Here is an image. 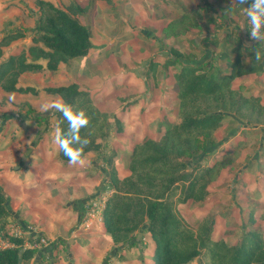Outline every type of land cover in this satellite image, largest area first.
<instances>
[{"label":"crops","instance_id":"crops-1","mask_svg":"<svg viewBox=\"0 0 264 264\" xmlns=\"http://www.w3.org/2000/svg\"><path fill=\"white\" fill-rule=\"evenodd\" d=\"M49 1L57 7L64 6V0ZM89 1L92 0H75L82 8L79 21L88 28L91 36V49L87 56L62 63L53 72L33 70L21 74L17 86L33 88L37 91L35 94L5 92L0 88V187L7 198L10 215L8 230L10 234L23 239L24 248L37 238H44L48 242L47 246L36 249L33 259L23 260L19 264H101L105 253L101 248H106L102 243L106 240L103 235L104 216L102 213L101 220L100 207L103 210L110 196L109 193L106 198L105 191L101 192L108 178L107 172L95 156L85 158L86 164L83 166H65L60 163L59 145L54 139L57 128L52 116L56 110H41L42 104L59 98L40 89L75 84L97 101L95 105L99 111L102 100L100 92L103 90L107 93L103 96L112 95L115 91L126 92L128 96L119 95L116 98L119 102L126 101V97L133 98L129 106L142 103L145 98L147 106L136 116H139L140 124L146 126L148 115L156 111L148 127L152 128L153 123L157 122L161 126L160 129L156 128V132L160 133L164 129L163 125L171 121L164 111L169 107L167 95L175 104V94L171 67L164 69L157 77L153 69L165 63L168 49H174L181 55H191L198 62L216 60L222 55L232 59L239 53L246 69L252 67L250 56H255L257 50L261 56L264 55V41L254 47L250 45L253 41L247 35L246 40L243 37L246 27L244 31L241 25L249 6L248 1L246 4L234 3L233 0ZM1 7L2 4L0 31L2 24L8 21V11L12 15L21 13L15 8L1 12ZM86 18L90 23L95 22L96 28L98 26L97 35L95 33L98 44L93 42L94 33L84 22ZM176 20H180L177 26L171 23ZM17 29L25 31L24 28ZM24 34L22 39L3 49L5 59L15 55V49L20 51L32 45L30 32ZM3 36L1 34L0 38ZM93 49L100 50L97 56L96 52L92 54ZM94 57H97V62L92 61ZM38 63L44 65L43 61ZM104 65L106 69L103 70ZM100 67L103 70L101 74ZM259 68L261 72L240 77L235 84H244L245 93L260 97L264 103V63ZM156 92L160 94L158 100L155 99ZM155 100L158 108L154 106ZM29 108L32 113L26 115ZM122 109L123 112L131 111L128 107ZM159 112L165 114L160 115ZM36 115L45 118L41 126L31 119ZM130 119L127 115L122 120L124 128L127 129ZM146 130L145 133L149 134L148 128ZM146 134L137 139V136L130 137L127 132L123 135L110 133L107 144L119 152V159H127L124 172L127 171L130 145L141 142ZM122 144L127 146L126 150L121 147ZM117 164V173L121 175ZM92 202L98 204V215L89 220L87 225H82Z\"/></svg>","mask_w":264,"mask_h":264},{"label":"trees","instance_id":"trees-1","mask_svg":"<svg viewBox=\"0 0 264 264\" xmlns=\"http://www.w3.org/2000/svg\"><path fill=\"white\" fill-rule=\"evenodd\" d=\"M247 1L250 5L251 0ZM34 4L37 10L32 15L36 16L32 45L5 59L3 49L22 39L25 31L8 30L0 38V88L5 92L35 94L33 88L17 86L21 74L33 70L56 71L60 64L85 57L91 49L90 32L79 21L82 8L78 4L63 8L49 0H35ZM179 21L171 23L177 26ZM238 54L232 59L222 55L216 60L198 62L191 55L168 49L165 63L153 69V73L157 77L171 67L178 120L159 136L144 138L133 145L124 178H120L111 161L100 155L112 131L110 115L100 112L90 94L75 84L43 90L62 98L73 110L83 109L90 118L89 126L80 133L90 141L84 149V158L95 156L110 167L108 178L113 192L106 199L102 213L104 237L117 251L137 249L135 239L141 233L140 249L147 248L142 243L146 237L151 243V264H192L196 259L199 264H264V236L261 227L255 224L264 221V210L255 203L246 211L248 217L235 242L212 237L215 223L212 214L203 216L194 224L195 228L184 225L175 215L177 202L197 203L202 207L210 193L208 187L220 169L227 164L225 167L230 169L236 167L250 136L264 137V103L260 97L245 93L244 84H235L240 77L261 72L264 55L259 61L256 56H250L253 65L246 69ZM150 68L152 72V65ZM31 113L29 108L26 115ZM52 116L57 131H66L68 124L63 115L54 111ZM31 119L38 126L45 120L39 115ZM225 122H238L246 127L243 130L246 138L239 137L230 151L212 156L215 132ZM58 160L62 165H71L60 149ZM6 204L7 198L0 187V235L10 245L0 249V264H19L33 259L37 251L23 249V239L10 234Z\"/></svg>","mask_w":264,"mask_h":264},{"label":"rangeland","instance_id":"rangeland-1","mask_svg":"<svg viewBox=\"0 0 264 264\" xmlns=\"http://www.w3.org/2000/svg\"><path fill=\"white\" fill-rule=\"evenodd\" d=\"M68 1V2H67ZM14 0H8L5 2H0L2 4L1 12H4V10H11L10 8L14 9L15 11L21 10V13L18 15L10 14V11H8L7 14V22L1 26L0 35L4 34V32L8 30H13L17 28H24L25 32L31 33L34 27L33 23V14L36 12L37 8L35 6V0H18L16 5L14 6L13 3ZM63 7L69 6L71 3H75V0H64L62 1ZM90 3H94L95 0L89 1ZM61 3V2H60ZM60 7V8H63ZM33 12V13H32ZM85 23H87L94 33L93 42L94 44L97 43V31L95 22H89V19L86 18L84 20ZM96 33V35H95ZM20 51L15 49L14 54H18ZM96 52V55L99 54L100 50H92V54ZM95 58V59H94ZM93 58V62H97V57ZM95 60V61H94ZM93 66V64H92ZM100 67V74L101 72L106 69L105 65L103 66V70ZM37 72V71H36ZM39 73V72H38ZM30 83V81H29ZM101 83V82H100ZM88 86V85H87ZM102 86H100L101 89ZM105 89V88H104ZM40 90H45L40 89ZM139 90H141V87H139ZM86 91V90H84ZM106 93V91L103 90V92H100V95H102V100L100 101V112H108L106 114L110 115V123H111V133L115 134H122L128 133L130 137L137 136V139H140L142 137V134H146L145 131L148 128L149 134H146V138H154L159 136L161 132H163L167 127L171 126V124L175 123L178 120L177 114H176V107L174 104L173 99L170 97V100L167 95V101H168V108L164 109L166 111V114L168 115V118L170 123H165L164 129L161 130V132H156V128L160 129L157 122H154V126L148 127L149 122L151 118H154L156 116V111L153 110V113L148 115L147 125L143 126L140 124L138 117L136 116L139 114V111L146 107L145 98L142 103H137L134 106H129L130 102H133V98L126 97V101L119 102L116 98V96L127 95L126 92H118L115 91L114 94H108L103 96ZM107 94V93H106ZM175 94V93H174ZM158 92L155 93V99L160 98V94L158 95ZM128 96V95H127ZM105 99H104V98ZM92 98V97H91ZM140 99V98H139ZM93 100V98H92ZM157 100H155L153 103L154 106L158 108ZM129 102V103H127ZM140 102V100H139ZM93 103H97V101L93 100ZM152 104V103H150ZM131 105V104H130ZM96 106V105H95ZM97 107V106H96ZM122 107H128L131 108V111H125L122 109ZM153 107V106H152ZM116 113H113L114 111ZM119 111H118V110ZM102 110V111H101ZM123 110V111H121ZM168 111V112H167ZM128 112V113H127ZM126 113V114H125ZM159 114H165V112H159ZM130 116V121H128L127 129L123 126V119L125 120L126 116ZM159 118V117H158ZM157 119V118H156ZM155 120V119H154ZM226 122H229V120H226ZM224 123V125L216 130L215 132V146L211 149V155L217 154L218 156L222 153L228 152L231 149L232 144L235 143V141L240 138H246L243 130H247L246 127L241 126L238 122L235 123ZM157 123V126L155 125ZM55 126V124H54ZM57 130V129H56ZM243 132V133H242ZM136 133V134H135ZM264 137L261 134L252 135L247 140V145L245 147H242L241 149V156L237 159V165L235 168H228L225 165L222 169H220L219 173L216 175L213 182L209 185V195L206 197L204 204L202 207H199L197 203H186L182 204L177 202L175 204V212L176 217L178 220H180L184 225L195 228V223L199 221L203 216L206 214H212L214 215V232L212 234L213 238H222L226 242H235L237 238L241 235V228L242 225L245 223L246 218L248 217L246 214V211L250 209L251 204L255 203L259 209L264 210L263 202H264ZM131 149L133 145L131 144ZM125 150L127 149V146L124 144L121 145ZM120 151V150H119ZM121 152V151H120ZM119 153V152H118ZM117 152H115L112 147H110L107 142L106 146H103L101 149V156L105 157L107 160L111 161L113 164V168L116 170V164L119 167L120 171V178H124L127 176L128 172H124L123 169L125 168L127 159L118 158L117 155H119ZM210 158V156H208ZM94 158V157H93ZM208 158V159H209ZM119 159V161H118ZM115 161V163H113ZM209 161V160H208ZM207 161V162H208ZM101 162V161H100ZM102 163V162H101ZM209 163V162H208ZM104 169L107 172L108 177V171L109 166L102 163ZM104 181V180H103ZM102 190V191H101ZM101 192L105 191V196L107 198V195L110 193L112 194V186L111 182L109 181V178L105 180L104 185L101 188ZM107 191V192H106ZM102 207H100V215L102 214L103 210ZM103 219V216H101ZM100 224L102 226V222L100 220ZM256 225H259L262 229V233L264 236V221H256ZM139 234V233H138ZM137 234V235H138ZM14 235V234H11ZM104 235V234H103ZM105 238V237H104ZM141 239V238H140ZM139 239V241H140ZM106 240V239H105ZM6 241V240H5ZM4 239H0V247L6 248L10 245L5 242ZM137 243L138 248L135 247L131 249H118L112 247V244L106 240V242L102 241L104 243L103 245H106V248H101V250H105L103 261L101 264H151V258H152V252H151V243H149L148 237H146L143 240V244H147V248H141L140 243ZM111 246H110V244ZM8 245V246H7ZM117 251V252H116ZM101 255V254H100ZM199 259L194 260L192 264H199Z\"/></svg>","mask_w":264,"mask_h":264},{"label":"clouds","instance_id":"clouds-1","mask_svg":"<svg viewBox=\"0 0 264 264\" xmlns=\"http://www.w3.org/2000/svg\"><path fill=\"white\" fill-rule=\"evenodd\" d=\"M234 3L246 4L247 0H233ZM246 18L251 22L250 38L252 41H264V0H251L247 7ZM243 28L244 25L242 24ZM256 59H261L259 50L255 52ZM55 109L59 111L67 121L66 131L58 130L54 139L59 149L68 158L71 165L83 166L86 164L84 149L90 143L87 137L81 136V129L87 128L90 118L83 109L73 110L71 105L66 104L63 99L44 103L42 111Z\"/></svg>","mask_w":264,"mask_h":264},{"label":"built area","instance_id":"built-area-1","mask_svg":"<svg viewBox=\"0 0 264 264\" xmlns=\"http://www.w3.org/2000/svg\"><path fill=\"white\" fill-rule=\"evenodd\" d=\"M245 27H246V35H247L248 39L251 40V38H250L251 22L249 20H246ZM86 212L87 213H86V216L82 222V225H85V224L87 225V222H89V220H91L93 217H95V215H98L99 209H98L97 202L90 203ZM100 219L102 220L101 215H100ZM14 236H16V235H14ZM0 239H3L1 235H0ZM47 245H48V242L44 238H39V239L37 238L36 241H32V242L28 243L27 247L24 248V246H23V249H33V248L37 249L40 246H47ZM0 249H3V248L0 247Z\"/></svg>","mask_w":264,"mask_h":264},{"label":"water","instance_id":"water-1","mask_svg":"<svg viewBox=\"0 0 264 264\" xmlns=\"http://www.w3.org/2000/svg\"><path fill=\"white\" fill-rule=\"evenodd\" d=\"M246 20H247V18H246V14L243 16V18H242V24L244 25V27H243V29H244V31H245V22H246ZM244 39L246 40V32H244ZM259 42H257V41H253L250 45H256V44H258ZM43 129L44 128H42V130H41V132H40V135L42 134V132H43ZM141 238V233H139L138 235H137V237H136V239H135V241L136 242H138L139 241V239ZM126 245V244H125ZM139 246V245H138Z\"/></svg>","mask_w":264,"mask_h":264}]
</instances>
